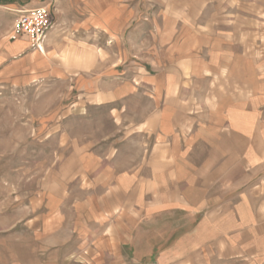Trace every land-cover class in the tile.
Segmentation results:
<instances>
[{"label": "rangeland", "instance_id": "1", "mask_svg": "<svg viewBox=\"0 0 264 264\" xmlns=\"http://www.w3.org/2000/svg\"><path fill=\"white\" fill-rule=\"evenodd\" d=\"M30 1L48 6L52 18L60 5L66 18L83 22L93 11L90 9L94 3L105 0H0V69L9 64L5 56L13 41L10 35L15 10ZM108 3L113 4V18L120 25L117 38L106 45L101 33L94 29L79 32L86 38L82 46L98 45L100 57L105 53L117 55V59L128 56L134 68L144 57L157 53L159 47L163 49L169 40L178 48L186 38L188 45H194L195 55L208 59L210 70H242L245 81H249L254 70L264 76V0ZM97 13L101 15L102 11ZM68 29L67 33L78 37V32ZM166 31L174 32L171 39ZM96 32L98 43L92 36ZM223 53L231 58L222 59ZM237 53L241 54L240 59ZM142 73L143 70H129V82L135 90H130L115 111L106 106H69L70 100L65 97L69 90L62 83L17 85L0 79V264H151L155 260L148 239L153 243L154 239L162 240L160 230L175 226L171 218L179 211L154 216L140 210L143 200L147 205L154 200L155 178L166 182L169 174L161 171L159 178L153 169L150 153L154 137L148 130L155 125L147 120L155 113V106L150 91L140 86ZM230 76L214 75L213 89L217 92L220 86L223 88L220 81ZM205 93L195 91L194 99L184 101L183 118H201L204 107L200 100ZM199 124L188 123V130L184 127L183 133L191 132V128L197 130ZM117 147L129 151L114 154ZM143 147L144 167L143 156L138 154ZM123 182L128 185H121ZM173 190V186L165 187L162 195ZM122 194L130 197V235L129 243L122 248L117 245L116 259L109 246L94 251L91 244L102 238L106 224L111 225L108 222L99 228L94 216L101 208L108 210L113 204H120ZM97 198L104 202H96ZM262 242L253 252L251 264H264ZM164 244L160 241V245Z\"/></svg>", "mask_w": 264, "mask_h": 264}, {"label": "crops", "instance_id": "2", "mask_svg": "<svg viewBox=\"0 0 264 264\" xmlns=\"http://www.w3.org/2000/svg\"><path fill=\"white\" fill-rule=\"evenodd\" d=\"M105 1L94 3L90 9L93 11L83 22L66 18L59 5L54 13L53 28L42 42L41 50L30 49L23 38L7 46L5 58L9 59V64L1 67L0 79L17 85L62 83L69 90L65 96L70 100L69 106H106L115 111L130 90H135L129 82V70H143L140 86L150 91L155 106V113L147 120L155 125L148 130L154 137L150 153L153 169L159 178L161 171L169 174L166 182L155 178L154 200L150 205L143 200L140 210L154 216L179 211L171 218L175 226L160 230L162 240L155 242L154 239L153 243L148 239L151 255H155L151 264H251L253 252L256 253L258 244H263L264 240L261 224L264 221L263 73L254 70L249 81H245L242 70H210L208 59L195 55L194 45H188L186 38L178 48L169 40L162 45L163 49L159 47L157 53L144 57L134 68L128 56L117 59V55L112 57L105 53L100 57L98 45L82 46L86 38L79 32L94 29L101 33L106 45L117 38L120 25L113 18L114 6ZM36 6L30 1L20 7ZM96 10H101L102 14ZM67 28L78 32V37L67 33ZM98 32L92 35L96 43ZM173 33L165 32L170 39ZM220 57L231 58L226 53ZM237 58H241L240 53ZM225 73L231 76L220 81L223 88L218 86L216 92L211 78L217 74L225 76ZM195 91L206 92L200 100L205 111L203 108L201 118L186 115L183 118L181 106L184 101L194 99ZM194 121L200 123L197 130L191 128L184 136V127L188 130V123ZM145 122L143 119V124ZM184 122L187 125H180ZM126 149L117 147L113 153L125 154L129 151ZM140 153L144 167V147L139 149ZM121 185L127 186L128 182ZM164 186H173V192L162 195ZM95 201L102 203L104 199ZM118 203L108 210L101 208L94 216L99 228L108 222L111 225L106 224L102 238L91 244L94 251L109 246L114 258L117 247L129 243L130 235L129 195L122 194ZM141 213H138L139 218ZM160 241L165 244L160 245Z\"/></svg>", "mask_w": 264, "mask_h": 264}, {"label": "built area", "instance_id": "3", "mask_svg": "<svg viewBox=\"0 0 264 264\" xmlns=\"http://www.w3.org/2000/svg\"><path fill=\"white\" fill-rule=\"evenodd\" d=\"M11 30L10 39L25 37L31 49L41 50V44L53 28V18L48 6L20 7Z\"/></svg>", "mask_w": 264, "mask_h": 264}]
</instances>
